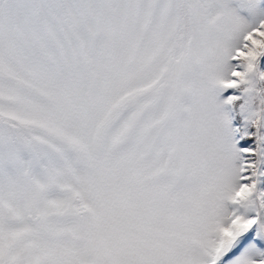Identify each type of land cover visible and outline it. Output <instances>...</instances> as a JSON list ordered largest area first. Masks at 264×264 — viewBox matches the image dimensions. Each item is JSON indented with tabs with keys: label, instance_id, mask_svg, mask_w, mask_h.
<instances>
[{
	"label": "snow or ice",
	"instance_id": "snow-or-ice-1",
	"mask_svg": "<svg viewBox=\"0 0 264 264\" xmlns=\"http://www.w3.org/2000/svg\"><path fill=\"white\" fill-rule=\"evenodd\" d=\"M0 264H264V0H0Z\"/></svg>",
	"mask_w": 264,
	"mask_h": 264
}]
</instances>
